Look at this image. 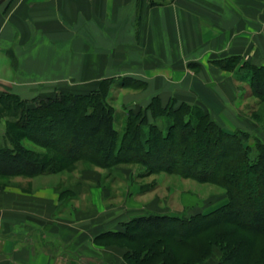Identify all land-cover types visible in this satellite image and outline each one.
<instances>
[{"label": "crops", "instance_id": "0c3cea01", "mask_svg": "<svg viewBox=\"0 0 264 264\" xmlns=\"http://www.w3.org/2000/svg\"><path fill=\"white\" fill-rule=\"evenodd\" d=\"M160 1L5 0L0 95L30 100L64 86L86 94L104 78L132 76L146 82L141 90L121 89L134 105L158 96L163 104L174 98L209 110L201 96L222 100L242 85L217 61L237 57L264 66V0ZM102 170H80L69 199L47 176L57 173L30 178L31 190L0 185V264H127L121 247L95 241L118 230L104 226L115 217L99 215L96 199L108 209L122 206L111 201L109 186L98 184ZM105 171L128 181L125 166ZM99 185L105 190L96 198Z\"/></svg>", "mask_w": 264, "mask_h": 264}, {"label": "trees", "instance_id": "16d2710c", "mask_svg": "<svg viewBox=\"0 0 264 264\" xmlns=\"http://www.w3.org/2000/svg\"><path fill=\"white\" fill-rule=\"evenodd\" d=\"M240 61L230 57L216 63L234 71ZM234 78L248 85V95L264 103V66L242 63ZM240 68V69H241ZM146 82L132 76L100 80L89 93L59 92L38 97L29 107L18 95H0L2 109L12 111L0 146V176L35 177L70 172L77 163L111 170L138 166L139 177L174 174L183 179L224 188L226 202L207 213L189 216L147 214L105 231L98 244L124 249L127 264H202L219 248L216 264H264V141L235 129L224 131L197 105L158 96L144 107L128 108L125 126H114L115 108L107 102L111 88L141 90ZM148 114L152 121H149ZM162 118L165 125H158ZM31 142L39 149L24 145ZM145 184L141 185L143 188ZM68 199L71 192H60Z\"/></svg>", "mask_w": 264, "mask_h": 264}, {"label": "rangeland", "instance_id": "374dc122", "mask_svg": "<svg viewBox=\"0 0 264 264\" xmlns=\"http://www.w3.org/2000/svg\"><path fill=\"white\" fill-rule=\"evenodd\" d=\"M166 1L167 0H165V2ZM165 2L160 1L157 5H162ZM233 64L234 71L240 73H244L246 71V69L241 68V61H236ZM241 83L242 85H239L240 87H238L239 92L237 91V95H224L222 100L217 95L212 96L211 94H206L201 96L202 100L205 99L209 102V110L204 109L206 107L203 102H200V105L198 106L207 112L210 118L224 131L231 132L235 129L245 131L249 134L248 142L250 144H253L254 138L264 141V103L259 105L255 97L248 95L247 83ZM67 91L68 89L64 86L62 91H57L50 96H36L30 100H24L27 102V106L33 107L35 105V99L38 97H53L59 92L70 93ZM122 94L123 92H121V89L111 88L106 99L107 102L115 108L114 126L119 132L118 143L121 140L125 126L124 111L128 108L137 110L139 107L137 104L134 105L132 103L133 101H131V99L127 96L122 97ZM12 114V111L2 109V106H0V146L4 144L3 133L7 121L14 119ZM147 118L149 121H152L149 114ZM156 123L159 126L165 125L162 118H157ZM24 145L31 149H39L29 141H24ZM125 167L129 169L127 172V182L122 179V174L120 172L117 173L115 171L107 173L106 175V173H103L105 169L101 171V176L98 180V184L104 183L106 186L110 187L111 191H109L112 194L110 196L111 201L117 202V205L122 204L120 208L108 209V207H104L101 201L98 200L97 195L101 198L102 192L105 189L99 185L97 186L98 188L94 190L96 192L95 197L97 199H95L98 205V208L96 209L97 213L99 212V215L111 214L115 217L110 223H106L104 225L112 226V229L123 230L122 224L124 222L141 215L168 214L179 217L189 216L198 212L207 213L226 202V196L224 194L225 190L219 185L201 183L192 179H183L177 175L166 173L151 174L149 176L138 178L137 176L142 170L141 168L134 165ZM83 168L94 167H90L84 163H77L75 169L70 172H62L47 176H53L52 179L49 180H53L52 182H55L56 184L58 183L57 188H59L61 192H64V190L69 189L70 186L75 185L78 180H82L79 177V172ZM102 174H104L105 177L102 176ZM96 176L98 177V175L95 174V177ZM101 177H103L102 181L104 182L100 181ZM30 178L32 177L0 176V185L27 184L29 186L27 190H31L32 181ZM105 179L107 180L105 181ZM142 184H145L143 185V188H141ZM65 195L66 194H64V198H67ZM72 199L75 198L73 197ZM262 249V252L258 255L260 258H264V246ZM122 251H124V249H122ZM220 256L221 252L219 248L214 245L212 246V253L210 257L204 260L202 264H216L219 261Z\"/></svg>", "mask_w": 264, "mask_h": 264}, {"label": "water", "instance_id": "95a60500", "mask_svg": "<svg viewBox=\"0 0 264 264\" xmlns=\"http://www.w3.org/2000/svg\"><path fill=\"white\" fill-rule=\"evenodd\" d=\"M5 0H0V4L3 3Z\"/></svg>", "mask_w": 264, "mask_h": 264}]
</instances>
